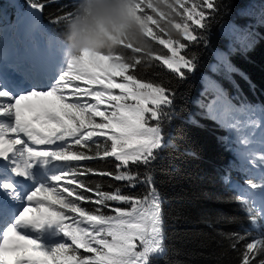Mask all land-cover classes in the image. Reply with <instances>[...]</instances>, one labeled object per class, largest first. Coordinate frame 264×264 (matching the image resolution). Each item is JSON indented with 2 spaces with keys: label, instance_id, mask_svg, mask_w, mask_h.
I'll return each mask as SVG.
<instances>
[{
  "label": "trees",
  "instance_id": "16d2710c",
  "mask_svg": "<svg viewBox=\"0 0 264 264\" xmlns=\"http://www.w3.org/2000/svg\"><path fill=\"white\" fill-rule=\"evenodd\" d=\"M15 2L21 10L26 6L37 7L39 33L44 38L53 36L67 46L63 33L76 14L77 0ZM211 2L213 8L208 7L206 0L185 2L188 9L195 7L197 12H205L202 28L194 21H188L184 13L183 16L169 17L171 24L163 21L166 32L159 28L152 30L161 39L172 40L177 53L175 58L168 48L150 37L145 39L151 56L132 53L121 46L133 44L127 40L105 52L121 54L129 61L134 57L141 58L143 62L137 72L139 78L154 87H164L168 98L158 110V119L149 121L159 132V145L153 147V155L145 164L130 165L129 171L137 173L138 178L131 180L134 187L122 188L125 196L157 197L161 204L162 252H147L142 264H242L241 254L249 241L264 243L263 220L240 202L237 190L229 186L230 181L253 183L254 180L246 165L234 156V144L226 130L204 109L216 91L209 82L221 88L235 106L264 107V0ZM71 3L74 8L68 15ZM11 10L6 2H0V13ZM174 24H188L190 31L195 30L196 40H185L182 31L172 26ZM233 27L238 28L237 33L232 32ZM181 55L189 66L178 72L163 63L165 57L179 60ZM157 56L160 59H156ZM210 62L216 64L214 70L208 68ZM104 147L102 144L101 152ZM71 163L91 169L115 170L116 162L112 157H105ZM58 164L63 173L68 170L66 165ZM78 178L107 191L125 184L124 181L92 174ZM85 195L92 196V193ZM64 196L67 197V193ZM78 203L86 211L98 207L83 201ZM117 206L127 208V205ZM261 243L256 244L257 249ZM79 253L85 257L93 255L80 250ZM258 258V255L253 257L254 260Z\"/></svg>",
  "mask_w": 264,
  "mask_h": 264
},
{
  "label": "snow or ice",
  "instance_id": "6c2138e0",
  "mask_svg": "<svg viewBox=\"0 0 264 264\" xmlns=\"http://www.w3.org/2000/svg\"><path fill=\"white\" fill-rule=\"evenodd\" d=\"M206 2L209 8L214 7L211 0ZM161 3L170 12L180 14L171 0H156L155 4L153 0H146V3L145 0H133L132 12L146 46L134 43L121 46L127 47L132 53L151 56V49L145 39L150 37L168 48L173 58L176 57L172 40L161 39L148 25L152 22L160 26L163 32L167 29L151 15L141 14L142 9L148 7L164 19L169 13L159 10ZM177 3L184 8L188 21L203 27V10L197 12L195 7L188 9L185 0H177ZM69 8L71 11L68 15L74 3ZM168 23L171 24V21ZM172 26L182 31L185 40H196L193 34L195 30L190 31L188 24ZM180 46L184 47L183 44ZM88 57L108 62L110 71L96 74L99 65H86L85 59ZM142 62L139 57L129 61L121 54L86 50L68 63L67 71L48 91L20 95L0 108V116H14V123L10 127L0 125V158H11L13 154L24 157L25 165L17 170V175H25L26 169L32 166L31 161L35 159L55 158L68 169L53 177L51 186L37 187L29 192L20 214L14 220L10 215V205L0 200V264H43L33 254L53 261L62 256L64 264H141L142 258L151 250L158 227L156 205L145 195L125 196L122 190L123 187H134L131 180L138 178L137 173L129 171L130 165L138 167L151 159L156 143L155 129L146 125L150 120L158 119V110L168 102L164 87H154L137 75ZM163 63L176 72L189 66L182 55L179 60L165 57ZM116 77H122V81L117 82ZM76 80L83 81V84L73 83ZM69 87L72 91L66 92L65 89ZM117 89L118 94L114 91ZM7 96L6 92L0 91V98ZM25 109L32 114L31 119L24 116ZM36 125L41 127L37 128ZM96 137L105 139L97 140ZM102 144L105 147L101 152ZM31 145L55 147L41 150ZM105 157L114 158L115 170L91 169L71 163ZM89 174L124 181L125 184L114 191L101 190L99 185L92 187L78 178ZM4 188L10 189L11 185L5 184ZM88 192L92 196L85 195ZM41 193L51 199L48 208L59 205V208L51 211L55 222L40 225L27 219L28 213L34 208L36 211L41 210L37 207L41 201L35 199ZM64 193H67V197ZM81 201L98 207L86 211L78 203ZM110 201L116 204H110ZM117 205H127V208ZM54 224L59 232L70 239L71 245L66 240L50 252L43 251L36 239H29V235L18 231L29 225L40 229ZM85 224L88 226H82ZM81 249L93 255L85 257L79 253ZM257 255L258 260H254L253 257ZM241 260L242 264H264V243L257 249L256 244L249 241L241 254Z\"/></svg>",
  "mask_w": 264,
  "mask_h": 264
},
{
  "label": "rangeland",
  "instance_id": "374dc122",
  "mask_svg": "<svg viewBox=\"0 0 264 264\" xmlns=\"http://www.w3.org/2000/svg\"><path fill=\"white\" fill-rule=\"evenodd\" d=\"M186 1L187 0H185V2ZM0 2H6L8 4V7L10 6L12 7V10L9 13H5V12L0 13V22L4 23L6 21H10V20L12 21L10 25L8 26L2 25L0 27V56L5 55L3 57V61L0 59V62L2 61L4 63L5 62L4 59L8 60L9 56L10 57L12 56L11 59H13V57L15 56L18 60H22V59L26 60L28 55H33L34 60H36L37 56L40 55V60H42L43 63H45V61L47 60V57L45 56V52L43 53L39 52L40 48H35V47L33 49L31 48L27 50L29 47V44L27 41L23 40V37H22L23 33H26V37H30L29 34L27 33L32 34L33 31L31 29V25L33 21H36L37 24L39 23L38 8L35 6H26L23 10H21L19 9V6L15 2V0H0ZM77 2L79 3L80 0H77ZM171 2L176 5L178 12L180 13L178 14L179 16L185 15L184 8L179 6V4L177 3V0H171ZM145 3H146V0H145ZM153 3L155 4L156 0H153ZM159 10H163L165 12H168L169 14L165 16L164 19H161L159 16H157L155 12H153L151 8H148V7H144L142 9L141 14L147 13L148 15H151L154 20H159V22L162 21L163 26L165 25L163 21L165 20L169 21L168 20L169 17H173L175 16V14H177V12H170L162 3L159 5ZM20 19H23V20L20 21V24H18V21ZM20 26L22 27L21 29H20ZM148 26L151 30L158 29V28L160 30V26H158L155 23L149 22ZM237 29H238L237 27H233L232 32L237 33ZM10 30H14V34H9L8 32ZM49 40H51L52 43L56 44L55 47L62 49L60 51V49L58 48L55 49L54 47L51 50L54 56L60 59L64 58V60L61 61L57 65H66L65 71H67L68 63L70 62L69 60L66 59L69 55L67 46L63 45L53 36H49ZM40 47H42V49L46 51L50 50V49H45V47L42 46L41 44H40ZM48 47L49 46L47 45L46 48ZM62 51H64L66 54L63 53ZM85 64L88 66L99 65V67L96 68V74H102L103 72L110 71L108 62L106 61H97L94 58L88 57L85 59ZM215 66L216 64L214 62H210L208 65V68L210 70H214ZM46 69H47V64L45 65V70ZM63 70L64 69L62 68L59 71V73L55 70L53 72L54 73L53 79L49 78L50 80L47 79L44 81V83L34 84V88L33 89L28 88L30 91L25 94H29L32 91H41V92L48 91L56 83V81L60 79V77L63 74L62 72ZM23 79L24 78H21L17 83L24 81ZM25 79L27 83L31 82V80H29L28 78L25 77ZM115 79L117 82L122 81V77H116ZM73 83L83 84V81L76 80V81H73ZM209 86L215 89L216 91H214L215 95L208 99L206 106L204 108L205 112L212 120L220 124L226 130L228 138L231 139L232 143L234 144L233 152H234L236 159H238L240 163H243L246 165L248 169V174L254 180L253 183H249V182L239 183V182L230 181L229 186L237 190L238 192L237 197L239 198L240 202H242L243 204L251 208L255 212V214L264 222V169L257 167L258 163L254 161L256 157L260 158L259 156L264 150L262 149V147H257L258 145L252 146L253 143L252 145H250L248 141L249 140L248 137L252 136L254 133L255 135H257L256 132L264 133V110L263 109L259 110L256 107L249 108V107H253V105L239 104L238 106H235L229 101V99L226 97L225 92L221 88L217 87L215 84L211 82H209ZM0 89H1V85H0ZM65 91L70 92L72 91V88L69 87L65 89ZM114 91L117 94L119 93L118 89ZM70 98L71 97H69V99ZM5 102L0 101V108H2L8 101L6 103ZM24 116L28 119L32 118V114L27 109L24 110ZM150 121H153V120H150ZM13 123H14V116L12 114L9 115L8 117L4 115L0 116V125L4 127H10ZM38 126L41 127V125H38ZM43 126L47 127V125H43ZM146 126L153 127L152 124L150 123ZM22 139L26 140L27 138L22 137ZM159 140H160L159 132L155 129L156 143L153 145V147L159 145ZM258 140H260V138H258ZM30 143L31 142H29V144ZM31 146L33 148H38V149L43 150V149H48L50 147H53L54 145L53 146L31 145ZM240 154H243L245 156V160L240 159L239 157ZM251 157L253 158L251 159ZM1 159L5 160L6 165L10 167L8 172H11L12 170L13 171L17 170L18 169L17 164H19V168H23L26 162L25 158L18 154H13L11 158H0V160ZM252 162L254 164H252ZM14 163H16V165ZM31 164L32 166L26 169V175H27V178L29 179H25L29 187L25 190L24 193L21 192L20 194H18L17 192H14V194H11V196L14 195L13 198L19 197V201H23L24 203H25V197L29 192L33 191L37 187L51 186L54 183L53 177L63 173L60 170L58 161L55 160V158L54 159H35L31 161ZM10 175H9L10 179H12L13 177V179L16 180V178H14V176L17 175L16 171L14 172V176H10ZM5 184L11 185V188L8 189V192L9 193L11 191L13 192V189H15V186L11 183V181L10 180L0 181V186L4 187ZM253 193L255 194V198L252 197ZM0 199H1V195H0ZM35 199L41 201L40 205L37 206L41 210L36 211L34 208L32 211L28 213L27 219L39 220L41 221L40 225H44V220L47 219L48 214L53 209L59 208V205H53L52 208H48V206L51 204V199L46 197L45 194L43 193H41ZM151 201L156 205V208L158 210L157 211L158 227L155 233L153 245L151 247V250L148 252L152 254H160L162 252V240H161V235L159 231L161 204L157 197L151 198ZM21 208L17 211V216L20 214ZM45 208H48V210L45 211L44 210ZM70 215H75V214H70ZM55 220H56L55 217H52L50 219V221H53V222H55ZM68 223H71V221H68ZM51 226H48L47 228H44L43 226L40 229H35L33 226H30V227L18 229V231H20L21 234L29 235L28 236L29 239L31 238L36 239L38 243L41 245V249L43 251L50 252L54 247L65 243L66 240H67V243L71 245L70 239L66 238L63 233L59 232L58 227L54 228L55 224L53 225V228H54L53 231H52ZM82 226L87 227L88 225L85 224ZM253 243L257 244L258 241L254 240ZM29 247H32V246H29ZM80 251L83 252L82 249ZM33 255L35 256L36 259L42 262H46V264H64V260L61 257L53 261L47 257L39 256L38 254H33ZM142 263H143V259L141 261V264Z\"/></svg>",
  "mask_w": 264,
  "mask_h": 264
},
{
  "label": "clouds",
  "instance_id": "9594fccd",
  "mask_svg": "<svg viewBox=\"0 0 264 264\" xmlns=\"http://www.w3.org/2000/svg\"><path fill=\"white\" fill-rule=\"evenodd\" d=\"M132 6L133 0H80L63 33L69 61L85 50L106 52L125 40L146 46Z\"/></svg>",
  "mask_w": 264,
  "mask_h": 264
},
{
  "label": "bare ground",
  "instance_id": "6f19581e",
  "mask_svg": "<svg viewBox=\"0 0 264 264\" xmlns=\"http://www.w3.org/2000/svg\"><path fill=\"white\" fill-rule=\"evenodd\" d=\"M22 20L23 19H20L18 21V24H20V21H22ZM32 25L34 27L36 26L35 31L37 33V31H38L37 26H39L40 23L37 24L36 21H33ZM21 28L22 27L20 26V29ZM8 33L14 34V30H10ZM36 45L37 46H34V47L40 48L39 52H42V53L45 52V56L47 57V60L45 61V63H43L42 60H38V58H36V60H34L33 55H28L26 60H24V59L18 60L15 56L13 57V59H11L12 56L11 57L9 56L8 60L4 59L5 62L3 63L2 62L3 57L5 55L0 56V59L2 60L0 62V85H1L0 90L3 92H6L8 94L7 98H0V101H4V102L8 101L9 102L12 98L18 97L20 95H24L25 93L29 92L30 90L28 88L33 89L34 84L44 83V81L49 79V78L53 79V75H54L53 72L55 70L59 73V71L63 68L64 70L62 72L63 73L66 72L65 71L66 65H57L60 63V59L58 57L54 56L50 52H46L44 49H42V47H40V45L38 43ZM55 45H56L55 43H52L51 47H54ZM57 48L58 47H56V49ZM58 49H60V48H58ZM60 50H62V49H60ZM46 64H47V69L45 70ZM10 68L15 69V73H13V75H11V73H10V70H9ZM21 75L23 76L22 78H24L23 79L24 81L17 83L18 80L16 79V77H20ZM25 77L28 78L29 80H31V82H29V86H28V83H27ZM254 107L258 108L259 110L261 109L258 106H253V107H249V108H254ZM9 115H11V114H7L4 116L8 117ZM36 127L39 128L38 125H36ZM256 133H257V135H255V133H254L252 136L248 137L249 144L252 145V143H253L252 146L258 145L257 147H262V149L264 150V133H262V132H256ZM261 135H263V136H261ZM258 138H260V140H258ZM255 154H254V156H255ZM239 157H240V159L245 160V156L243 154H240ZM259 157L260 158L256 157L254 161L258 163L257 167L264 169V151L260 154ZM252 158L253 157H251V159ZM252 164H254V163L252 162ZM17 166H18V169H20L19 164H17ZM10 176H14V174L12 173ZM14 178H16V180H14L13 177H12V179H10L9 175L2 169V167H0V179L10 180L14 186L21 187L22 192L24 193L25 190L29 187V185L27 184V182L25 180V179H29V178H27V175L26 174L22 175V176L21 175H15ZM0 188H1V190H0L1 200H5L10 205V207H11L10 215L12 216V218L14 220L15 217L17 216V211L21 208V206L24 202L19 201V197L13 198L14 195L11 196V194H14V192L11 191L9 193L8 189H5L2 186H0ZM252 197L255 198L254 193L252 194ZM28 220L29 221H35V222L38 221V220H34V219H28ZM27 227H30V225ZM51 227H52V231H53L54 228H57V225H55L54 228H53V225ZM50 231H51V229H50ZM48 236H49V234H48ZM43 264H46V262H43Z\"/></svg>",
  "mask_w": 264,
  "mask_h": 264
}]
</instances>
